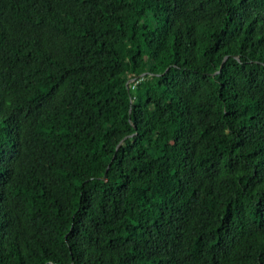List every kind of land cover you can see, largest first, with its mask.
Wrapping results in <instances>:
<instances>
[{"label":"trees","instance_id":"obj_1","mask_svg":"<svg viewBox=\"0 0 264 264\" xmlns=\"http://www.w3.org/2000/svg\"><path fill=\"white\" fill-rule=\"evenodd\" d=\"M0 264H264V0H0Z\"/></svg>","mask_w":264,"mask_h":264},{"label":"water","instance_id":"obj_2","mask_svg":"<svg viewBox=\"0 0 264 264\" xmlns=\"http://www.w3.org/2000/svg\"><path fill=\"white\" fill-rule=\"evenodd\" d=\"M226 59H227V58H225L222 67L224 66V63H225ZM145 75H146V74H142V75L139 76L138 78H134V79L128 81L127 84H126L127 89L129 90V88H130V84H131V83H133V82H135V81H137V80L143 79V78L145 77ZM124 140H125V139H124ZM124 140H123V141H124ZM123 141H122V142H123ZM122 142L120 143V145L122 144ZM107 171H108V170H107ZM104 178H105V177H103V179H104Z\"/></svg>","mask_w":264,"mask_h":264}]
</instances>
